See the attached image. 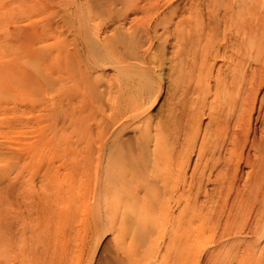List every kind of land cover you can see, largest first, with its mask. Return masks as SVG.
I'll list each match as a JSON object with an SVG mask.
<instances>
[{"label":"rangeland","instance_id":"rangeland-1","mask_svg":"<svg viewBox=\"0 0 264 264\" xmlns=\"http://www.w3.org/2000/svg\"><path fill=\"white\" fill-rule=\"evenodd\" d=\"M100 1L108 2L110 12L99 17ZM110 1L115 6H109ZM213 2L139 0L137 7H141L134 10L123 0H0V201L5 206L7 192L11 191L12 264H90L92 257V262L104 264L110 259L114 242L124 236L128 215H141L137 207L127 213L124 202L107 188L102 166L105 161L98 156L110 137L112 140L118 134L121 140L133 142L138 134V121L122 133L119 129L115 132L112 122V115L130 91L118 90V78L110 68L97 70L101 85L94 90L83 87L75 77V66L88 75L97 74L86 59L91 37L83 36L82 26L88 23L93 32L108 38L114 32L134 36L140 45L143 43L139 52L155 58L160 70L153 83L154 97L145 105L146 113L152 115L149 135L154 139L160 131L170 134L168 117L171 109L179 107L178 101L185 99L195 107L203 98L205 83L213 85L199 66L182 67L186 56L178 50L174 38L180 32L164 33L161 18L167 19L174 10V21L182 18L192 26L191 12L196 10L206 27L213 26L208 20L212 12L219 16L231 13L251 23L252 31L264 29V0ZM136 17L140 25L133 21ZM155 24L160 33L152 38ZM166 38L169 41L164 45ZM256 51L252 47V75L248 77L252 78V98H258L252 105L249 129L260 137L264 136V127L261 119L257 120V111L264 94V50L258 60ZM190 56L189 63L193 59ZM218 65L220 73L230 77L232 67H227L228 62L217 59ZM206 121L203 116V124ZM239 164L245 180L238 190L218 189L210 195V202L204 191L198 198L204 219L209 220L205 236L211 242L210 246L201 243L191 264L203 263L206 253L215 246L219 248L220 264H264V184L256 187L251 179L245 185L251 170L245 168L243 160ZM206 182L205 190L210 187ZM170 207L176 214L173 204Z\"/></svg>","mask_w":264,"mask_h":264},{"label":"bare ground","instance_id":"bare-ground-1","mask_svg":"<svg viewBox=\"0 0 264 264\" xmlns=\"http://www.w3.org/2000/svg\"><path fill=\"white\" fill-rule=\"evenodd\" d=\"M123 1L134 10L135 7H141H137L139 0ZM212 1L213 4L217 2ZM107 3L100 1V13H94L100 17L103 12L109 11ZM114 4L110 1L109 6H115ZM192 8L190 10H193ZM95 9L97 12V8ZM191 13L192 18L194 17L192 26L200 24L197 29L192 30L188 20L180 18L174 21L177 15L173 10L167 19L165 16L161 18L163 32H180L174 35V38L178 50L186 56L182 60V67L199 66V69L212 79L213 85L205 83L203 98L195 107H191L185 99L178 101L179 107L171 109L168 117L170 134L160 131L156 136H152L154 139L149 135L152 115L146 113L145 105L153 96V83L158 77L157 71L160 70L155 58L153 55L139 52L143 43L140 45L134 36L114 32L108 38L106 34L101 36L99 32H93L88 23L85 27L82 26L83 36L91 37L88 54H85L88 65L94 68L95 73L97 70L110 68L115 74L114 77L118 78V81L115 80L118 90L126 88L130 91L122 107L115 108L116 111L112 115L115 132L129 128L135 121L140 123L138 126V122H135L138 134L133 142L121 140L117 134L112 140L110 137V142L105 143L98 152L101 160L105 161L102 166L105 167L103 173L106 171L107 188L113 190L116 198L124 202L127 213L137 207L141 214L128 215L125 224L127 228L122 229L124 236L114 242L111 252L109 251L110 259L104 264H191L201 243L210 246L211 242L210 238L205 236L209 220L204 219L206 216L202 213V206L198 205L201 193L204 191L210 202V195L218 189L238 190L240 182L245 180L240 170V160H243L245 168L251 170L247 172L248 179L246 177L244 184L251 182V179H254L256 187L264 184V173H258L259 170H264V136L259 137L256 132L250 133L249 125L253 119L252 105L258 95L252 98V78L248 77L252 75V47L257 50L255 59H261L260 51L264 50V29L252 31L251 23L242 16L237 15L235 18L231 13L219 16L216 12H212L208 19L213 26L209 23L210 25L204 27L197 11L193 10ZM106 15L108 18L107 12ZM133 21L141 24L138 18ZM155 26L156 24L153 26L155 29H152V38H157L160 33H157ZM168 41L166 38L163 44ZM192 53L194 56H190ZM188 55L193 57L189 58L191 63L187 61ZM217 59L227 61V67H232L230 77L220 73L221 67L216 66ZM74 71L75 77L83 87L94 90L101 85L99 72L95 76L88 75L76 66ZM188 91L187 87L185 92ZM259 100L257 120L261 119L260 125L264 127V94ZM155 101L156 98L152 100V105ZM149 106L151 108V104ZM203 116L207 118L205 124ZM193 154L195 160L192 159ZM0 179L2 180V177ZM206 181L210 183V187L205 190ZM7 193V204L3 206L0 201V264H12L13 261L10 223L12 196L11 191ZM171 204L178 210L176 214L170 207ZM159 217L162 220L158 221ZM164 218L169 219L164 222ZM106 231H111V228ZM99 244V240L94 244L93 256ZM206 255L201 264H220L217 246L210 249ZM92 261L93 257L89 263L96 264Z\"/></svg>","mask_w":264,"mask_h":264}]
</instances>
